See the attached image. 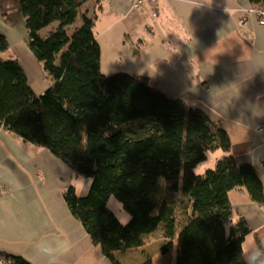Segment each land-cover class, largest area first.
I'll use <instances>...</instances> for the list:
<instances>
[{
    "label": "trees",
    "instance_id": "trees-1",
    "mask_svg": "<svg viewBox=\"0 0 264 264\" xmlns=\"http://www.w3.org/2000/svg\"><path fill=\"white\" fill-rule=\"evenodd\" d=\"M25 44L49 80L35 92L19 61L0 57V127L47 149L76 175L91 179L83 196L64 194L92 243L114 264V252L165 238L166 264H249L243 241L251 232L228 198L244 188L264 205L255 168L238 164L226 131L205 112L161 93L148 78L100 69L96 19L88 0H17ZM252 9L264 0H249ZM7 41L0 34V51ZM222 149L216 170L196 176L205 151ZM116 198L129 215L123 224L108 207ZM183 222L176 226L177 211ZM253 264H264L262 249ZM10 264H27L0 254ZM141 264H155L147 256Z\"/></svg>",
    "mask_w": 264,
    "mask_h": 264
},
{
    "label": "crops",
    "instance_id": "crops-1",
    "mask_svg": "<svg viewBox=\"0 0 264 264\" xmlns=\"http://www.w3.org/2000/svg\"><path fill=\"white\" fill-rule=\"evenodd\" d=\"M85 7L96 15L101 72L146 77L168 98L201 109L226 131L238 164L255 168L264 191V143L256 129L264 123V24L249 0H158L139 8L128 0H88ZM0 34L11 50L0 57L16 58L41 93L49 85L25 44L17 0H0ZM80 177L47 149L0 127V254L27 264H114L65 202L69 186L87 193L91 179L80 185ZM228 198L254 236L246 261L260 249L264 257V205L244 188L230 190ZM158 240L116 251L114 258L141 264L151 256L166 264L156 263L164 257Z\"/></svg>",
    "mask_w": 264,
    "mask_h": 264
},
{
    "label": "rangeland",
    "instance_id": "rangeland-1",
    "mask_svg": "<svg viewBox=\"0 0 264 264\" xmlns=\"http://www.w3.org/2000/svg\"><path fill=\"white\" fill-rule=\"evenodd\" d=\"M8 50V52H10L11 50L7 47V49L6 50H4V51H1L2 53L3 52H5V51H7ZM11 56V55H10ZM1 57H7L6 55H4V56H1ZM47 83H48V85H49V80H48V78H47ZM34 89H38V81L37 80H34ZM46 89V88H45ZM44 89V90H45ZM38 91V90H37ZM81 176V175H80ZM83 181H84V177L83 176H81L80 177V179H79V183H80V185H82V183H83ZM81 187V186H80ZM108 207L111 209V211H113L114 213H116L117 214V218L119 219V221L121 222V223H123V224H125L128 220H129V215L122 209V207H121V204H120V202L116 199V198H114V197H111L110 198V200L108 201ZM180 213H183L182 212V210H178L177 211V215H176V217H177V219H176V226H177V228L176 229H178V226L183 222V220H184V218H182V216H183V214H180ZM236 218V217H235ZM157 239H160V240H158V241H160L159 242V244H162L163 245V243L166 241L165 240V238H157ZM157 239H155V240H157ZM252 239H254V236L252 235V234H248L246 237H245V239H244V241H243V249H244V251H245V255H249V252H250V250H251V248H252V242H251V240ZM154 241V240H153ZM152 241V242H153ZM152 242H150V243H152ZM150 243H148V244H150ZM147 244V245H148ZM160 253V252H159ZM147 257V256H146ZM149 257H151V256H149ZM174 257H175V254H174V250H172L170 253H168L167 255H165L164 257H161V259H156V263H160L161 262V260L163 261V262H166V263H173L174 262ZM157 258H160V257H157ZM1 260V259H0ZM154 262V261H153ZM254 263V260L251 262V263H249V264H253Z\"/></svg>",
    "mask_w": 264,
    "mask_h": 264
},
{
    "label": "clouds",
    "instance_id": "clouds-1",
    "mask_svg": "<svg viewBox=\"0 0 264 264\" xmlns=\"http://www.w3.org/2000/svg\"><path fill=\"white\" fill-rule=\"evenodd\" d=\"M204 155L206 159L198 162L193 168V173L196 176L203 177L206 174L207 170L215 171L217 161L223 157L224 153H223V150L220 149V150H214V151H205ZM76 194L80 195V192L77 191Z\"/></svg>",
    "mask_w": 264,
    "mask_h": 264
},
{
    "label": "built area",
    "instance_id": "built-area-1",
    "mask_svg": "<svg viewBox=\"0 0 264 264\" xmlns=\"http://www.w3.org/2000/svg\"><path fill=\"white\" fill-rule=\"evenodd\" d=\"M128 1L131 3V5L134 8H139L145 4H150V5L156 4V2L158 0H128ZM256 13L258 16L261 17L260 24H264V7L256 10ZM153 15H155L154 12H153ZM256 129H257V132L260 135V137L264 143V123L259 124ZM7 263H10V261L9 260H0V264H7Z\"/></svg>",
    "mask_w": 264,
    "mask_h": 264
},
{
    "label": "bare ground",
    "instance_id": "bare-ground-1",
    "mask_svg": "<svg viewBox=\"0 0 264 264\" xmlns=\"http://www.w3.org/2000/svg\"><path fill=\"white\" fill-rule=\"evenodd\" d=\"M250 9H252V8H251V6H250ZM252 11H254V12H255V14H256V16H257V18H258V22L260 23V19H261V17L257 15V13H256V10H255V9H252ZM166 97H167V96H166ZM179 100H180V99H179ZM182 101H183V100H182ZM184 102H185V101H184ZM259 136H260V135H259ZM260 139H261V137H260ZM261 140H262V139H261ZM262 142H263V141H262ZM246 236H247V235H246ZM246 236H245V237H246ZM256 257H257V256H256ZM256 257H255V258H256ZM255 258H254V259H255ZM7 264H10V263H7Z\"/></svg>",
    "mask_w": 264,
    "mask_h": 264
}]
</instances>
